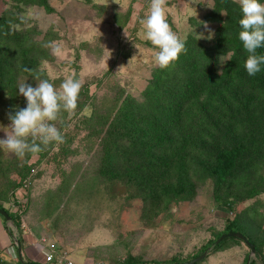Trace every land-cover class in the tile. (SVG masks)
Listing matches in <instances>:
<instances>
[{
  "label": "rangeland",
  "instance_id": "rangeland-1",
  "mask_svg": "<svg viewBox=\"0 0 264 264\" xmlns=\"http://www.w3.org/2000/svg\"><path fill=\"white\" fill-rule=\"evenodd\" d=\"M47 2L49 10L0 0V17L20 19L13 27L31 42L37 61L17 84L26 80L35 86L39 79H47L59 87L73 76L87 87V96L78 97L75 113H63L57 122L64 131L63 143L49 144L43 155L31 153L27 159V152L17 157L0 149V204L19 216L18 229L11 220L5 224L13 230L12 240H20L23 260H29L22 254L23 244L33 243L37 250L35 243L38 248L54 243L76 264H172L203 252L206 255L195 264H245V258L264 264V137L250 144L240 158V171L228 175L219 188L215 177L205 171L211 165L214 138L227 145L245 134L244 128L241 135L231 125L223 110L208 125L198 122L193 127L199 128L198 136L192 135L194 141L182 156L191 166L166 180L173 186L179 180L186 183L188 189L179 197L171 198L169 191L152 199L141 194L135 183L107 179L100 172L102 151L96 129L106 121L109 124L126 96L142 101L143 90L158 67L153 62L156 49L143 38L140 23L150 0ZM213 5L214 0H196V4L166 0L168 23L180 38L188 33L196 37L195 32L206 35L209 30L213 37L218 24L203 20ZM200 22H207L208 28ZM6 98L0 93V137L11 134L8 114L14 107ZM17 105L25 106L22 95ZM195 143L199 146L191 145ZM24 161L31 170L15 187ZM255 184L258 191L246 196L245 189ZM233 218L251 234L258 250L250 254L243 241L229 238L218 248L209 245L202 252ZM6 259L14 264L18 257L13 254Z\"/></svg>",
  "mask_w": 264,
  "mask_h": 264
},
{
  "label": "trees",
  "instance_id": "trees-1",
  "mask_svg": "<svg viewBox=\"0 0 264 264\" xmlns=\"http://www.w3.org/2000/svg\"><path fill=\"white\" fill-rule=\"evenodd\" d=\"M15 1L50 9L47 0ZM241 15L236 2L214 0L213 7L203 19L218 24L212 41L204 44L195 40L193 33H188L185 37V50L179 54L178 59L167 68L157 67L153 70L152 77L143 90V100L126 96L121 102L119 113L109 124L106 125V121L96 129L100 133V172L103 176L109 180L125 179L135 183L140 187L141 194L151 196L152 199H159L169 191L171 198L179 197L187 191L186 183L182 184V180H179L173 186L172 182L166 180L174 172L180 173L182 169L191 166L187 165L191 164L189 162L185 164L182 156L186 146L189 150V143L194 141L192 135L198 136L199 128L193 127L198 122L208 125L222 110L233 121L231 125L241 135L244 128L245 134L227 145L214 138L210 148L211 165L207 164L205 171L207 175L215 177L217 188L221 187L228 175L240 171L243 159L240 158L244 152L249 150L250 144L256 139L264 137V66L254 76H248L244 69L247 53L238 39V21ZM19 21L15 15L0 17V93L7 97L5 100L11 107L17 104L18 79L37 63L31 42L13 27ZM257 51L258 54H264V48ZM229 53L233 54L232 59L223 63ZM86 89L85 85L82 86L79 97L85 95ZM233 111L234 114L231 113ZM187 134L191 137L187 138ZM191 145L199 146L198 143ZM37 153L44 154L43 150ZM30 154L27 152L26 159ZM248 166L251 169L252 164ZM196 167L201 165L197 164ZM30 170L31 165L24 161L17 171L20 180L15 182V187ZM257 191V184L245 189L246 196H252ZM0 207L2 208L1 204ZM6 211L18 229V214ZM7 229L11 234V229ZM228 232L242 233L254 245L255 251L258 250L251 234L237 218H233L228 220L224 229L214 240L207 242L201 251L209 245L216 249L229 238L241 240L237 237H225L215 243L219 236ZM19 238L21 239V235ZM198 255L194 254L192 257ZM174 261L176 263L172 264L182 263L177 259ZM25 262L37 263L32 260ZM8 263L0 255V264ZM253 263L252 260L249 262ZM14 264L21 263L17 259Z\"/></svg>",
  "mask_w": 264,
  "mask_h": 264
},
{
  "label": "clouds",
  "instance_id": "clouds-1",
  "mask_svg": "<svg viewBox=\"0 0 264 264\" xmlns=\"http://www.w3.org/2000/svg\"><path fill=\"white\" fill-rule=\"evenodd\" d=\"M236 2L242 14L238 21V39L247 53L243 66L248 76H254L264 66V54L257 51L264 48V0ZM193 4H196V0H193ZM165 5L166 0H150L148 11L140 20L144 29L143 38L156 49L153 62L162 69L178 59L185 50L186 39L180 38L170 27ZM200 23L208 28L207 22ZM195 34V40H211L213 35L211 30L206 35ZM232 55L229 53L223 63L231 60ZM33 79H38V76ZM81 88L82 81L73 76L65 78L59 87H54L47 79H39L35 86L26 83V80L19 83L17 94L25 98V106H13L14 111L8 114L11 134L0 137V149L23 157L26 152L37 153L49 144L63 143L64 131L56 125L63 113H75Z\"/></svg>",
  "mask_w": 264,
  "mask_h": 264
},
{
  "label": "crops",
  "instance_id": "crops-1",
  "mask_svg": "<svg viewBox=\"0 0 264 264\" xmlns=\"http://www.w3.org/2000/svg\"><path fill=\"white\" fill-rule=\"evenodd\" d=\"M32 244L30 243L27 246L23 244L22 254L29 260L41 263L43 254L39 253L37 250H34V246ZM13 254L15 255V257H18L15 243L13 242L11 235L9 234L4 219L0 216V255L6 258L8 256L13 257Z\"/></svg>",
  "mask_w": 264,
  "mask_h": 264
},
{
  "label": "water",
  "instance_id": "water-1",
  "mask_svg": "<svg viewBox=\"0 0 264 264\" xmlns=\"http://www.w3.org/2000/svg\"><path fill=\"white\" fill-rule=\"evenodd\" d=\"M0 215L1 217H3L4 221H9L11 220V217L9 216V214L7 213V211L3 208L0 207ZM225 237H237L239 239H241L250 249V254H254L255 253V247L254 245L247 239V237L245 235H243L240 232H228L225 234H222L221 236H219V238H217L215 240V243H218L221 239L225 238ZM14 243L16 245V249H17V254H18V259L20 261L21 264H31V263H27L23 260L22 256H21V244H20V240L15 238L14 239ZM206 255V252H203L202 254L198 255L197 257L186 261V262H182V263H178V264H195L196 262L200 261L204 256ZM249 258L246 261L245 264H249ZM33 264H39V263H33Z\"/></svg>",
  "mask_w": 264,
  "mask_h": 264
},
{
  "label": "built area",
  "instance_id": "built-area-1",
  "mask_svg": "<svg viewBox=\"0 0 264 264\" xmlns=\"http://www.w3.org/2000/svg\"><path fill=\"white\" fill-rule=\"evenodd\" d=\"M16 201L19 202L21 201V199L20 200L17 199ZM13 234L15 237L16 235L14 232ZM35 247H37V251L39 253L43 254L42 262L39 264H76L73 260H71L70 256L64 250L59 249L54 243L45 244L41 248H38L37 244L35 243Z\"/></svg>",
  "mask_w": 264,
  "mask_h": 264
}]
</instances>
